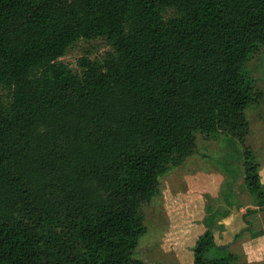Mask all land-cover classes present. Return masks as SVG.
<instances>
[{
  "label": "trees",
  "instance_id": "trees-1",
  "mask_svg": "<svg viewBox=\"0 0 264 264\" xmlns=\"http://www.w3.org/2000/svg\"><path fill=\"white\" fill-rule=\"evenodd\" d=\"M94 39L111 51L81 57L80 75L58 63ZM257 46L264 0H0V264H145L142 206L160 177L201 137L244 145ZM242 155L264 211L259 164L246 145ZM193 256L249 264L210 226Z\"/></svg>",
  "mask_w": 264,
  "mask_h": 264
},
{
  "label": "rangeland",
  "instance_id": "rangeland-1",
  "mask_svg": "<svg viewBox=\"0 0 264 264\" xmlns=\"http://www.w3.org/2000/svg\"><path fill=\"white\" fill-rule=\"evenodd\" d=\"M174 14L173 9H166L165 17H171ZM110 51L111 47L104 39L79 40L67 48L58 63L66 66L73 74L80 75L78 60L81 57L100 61ZM245 73L254 83L255 90L261 93V98L244 111L248 122L244 145L252 151L256 163L264 166V46H257L251 53L245 63ZM0 100L4 103L8 102L6 91H0ZM244 145L237 138L224 134H218L212 138L201 137L196 141V152L192 156L184 159L179 166L171 168L160 177L159 195L142 206L147 231L138 240L134 255L136 258L145 264H177L169 245L171 232L168 207L171 201H167L165 196L167 192H172L174 189L182 190L183 187L179 183L184 174L192 170H194L193 175L209 171L216 175L220 172L224 176V182L219 191L225 196V201L234 204L236 210L246 202L242 165ZM204 198L206 206L219 209L221 212L227 210L222 200L223 206H220L217 200L207 195H204ZM250 198L253 205L257 207L255 198L252 196Z\"/></svg>",
  "mask_w": 264,
  "mask_h": 264
},
{
  "label": "crops",
  "instance_id": "crops-1",
  "mask_svg": "<svg viewBox=\"0 0 264 264\" xmlns=\"http://www.w3.org/2000/svg\"><path fill=\"white\" fill-rule=\"evenodd\" d=\"M193 173L194 170L180 178L179 184L184 189H174L165 196L167 201H171L168 207L169 245L177 264H193L196 241L209 226L217 246L228 247L241 261L264 264V211L255 210L257 208L247 191L244 194L246 202L237 210L234 204L226 202L219 191L224 182L220 172L216 175L210 171ZM258 174L264 186V166L260 164ZM204 195L217 200L220 206H223V201L227 210L221 212L206 206ZM248 209L254 212L246 215Z\"/></svg>",
  "mask_w": 264,
  "mask_h": 264
}]
</instances>
